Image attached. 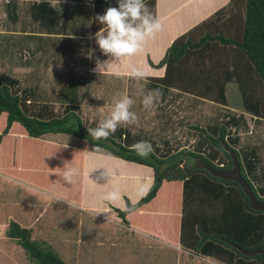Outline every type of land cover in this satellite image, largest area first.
<instances>
[{
	"label": "trees",
	"instance_id": "1",
	"mask_svg": "<svg viewBox=\"0 0 264 264\" xmlns=\"http://www.w3.org/2000/svg\"><path fill=\"white\" fill-rule=\"evenodd\" d=\"M88 1L93 4L95 33L101 25L94 17L118 3ZM145 3L156 16L155 0ZM40 5L48 8L50 4L41 0L33 4L32 12H38ZM51 11L55 15V10ZM91 57V66L96 58H106L94 39ZM148 62L154 68H164L163 75L147 78L154 88L160 86L166 92L173 88L226 106L228 86L235 85L243 111L264 120V0H228L177 36L158 63ZM31 94L15 77L0 72V115H5L0 141L18 123L29 137L66 134L85 140L93 150L149 167L152 181L138 200L124 196L123 208L110 205L122 224L129 226V214L157 200L164 182L179 181L178 243L183 250L221 264H264V175L261 179L255 175L261 161L254 149L239 151L238 131L231 135L227 130L236 124L232 118L227 116L206 127L190 125L199 135L193 150L174 148L168 142L152 144L154 152L143 158L130 150L139 141L132 135L120 129L107 140H94L88 133L93 127L83 123L77 104L68 102L60 111L53 103L35 101ZM174 201V192L167 190L165 202H156L150 209L167 210L171 215ZM154 211L149 213L156 214ZM5 235L33 264H66L52 248L32 238L29 228L14 220L9 221Z\"/></svg>",
	"mask_w": 264,
	"mask_h": 264
},
{
	"label": "rangeland",
	"instance_id": "2",
	"mask_svg": "<svg viewBox=\"0 0 264 264\" xmlns=\"http://www.w3.org/2000/svg\"><path fill=\"white\" fill-rule=\"evenodd\" d=\"M34 1L36 0H0V31L3 32L0 33V62H3L4 70L10 74L15 75V70L12 69L15 67V51L25 45L20 36V28H27L29 24V12L26 7ZM61 1L70 0H56L54 3H64ZM63 7L55 8L58 13L63 9L66 11L63 16L59 14L57 20V30L63 37L53 39L47 53H58L51 59H56L59 55L66 56L69 70L74 75L78 72L79 75L86 74L84 67L91 43L88 34L91 33L92 7L88 0L77 4L72 12V7ZM72 49L86 56L81 54L76 57ZM70 63H75V67ZM122 82L117 96L128 92L135 101L132 111L137 114L139 120L146 122V117H143L145 113L141 108V89L144 92L150 90L151 88L147 87L149 84L133 79L127 84L123 79ZM185 96L182 104L187 102ZM227 96L226 107L207 101L197 105L201 107L199 113L203 114L202 111L205 110L207 118L211 117V121L202 120L201 125L207 126L214 121L224 120L228 115L232 122H236L234 126L238 127V132L243 129L246 132L251 130L250 135L238 134L237 148L247 152L253 149L254 142L262 144V150L258 154L261 165L257 166L258 172L255 174L261 179L264 175V121L256 122L251 115L243 111L235 85L228 86ZM195 101L200 102V99L195 97ZM111 104L112 101L103 105L106 111L111 110ZM53 106L60 109L59 104L55 102ZM233 108L243 111V114ZM86 110V107H82L81 115L85 125L86 121H92V114L84 115ZM95 119L96 122L99 121L100 116ZM4 124L5 115L2 114L0 131ZM139 124L142 126L140 130L146 131V128L143 129L145 123ZM234 126L227 127L231 135H234L237 128ZM169 131L166 129L165 132ZM12 135L15 137L0 142V264H33L23 249L5 235L10 220L29 228L32 238L52 248L66 264H221L212 258L191 255L180 247L179 181L164 182L158 199L145 205L142 211L137 210L129 214V226H125L116 217L110 205L123 208L124 196L131 201L138 200L149 187V175L143 177L148 167L107 154L105 156L110 158L106 159L100 156L99 152L97 153L100 155L93 154V160L84 161L86 159H81L80 155L90 151V145L85 140L66 134H49L43 138L26 137L20 124L14 123ZM178 135L163 133L162 139L168 138L171 146L193 150L195 143L192 138H188V135ZM142 137L143 135L139 136L138 140L141 141ZM176 137H179L178 141H175ZM145 138L151 144H159L152 143V140L159 138L154 132L146 134ZM196 138L199 139V135H196ZM230 141L232 140L228 142ZM65 166L78 170L71 184L62 179ZM167 190L175 194L174 212L169 215L167 210H163L150 214L151 206L159 201L165 202ZM109 193L113 194L112 199L105 198Z\"/></svg>",
	"mask_w": 264,
	"mask_h": 264
},
{
	"label": "crops",
	"instance_id": "3",
	"mask_svg": "<svg viewBox=\"0 0 264 264\" xmlns=\"http://www.w3.org/2000/svg\"><path fill=\"white\" fill-rule=\"evenodd\" d=\"M40 1L41 0H36L31 2L26 7V10L29 12V24L27 28H20V36L21 39L25 41L24 44L26 46L21 45V47L18 48V51H15V67H12V69L15 70V75L6 72V69L4 70L3 62H0V72L7 73L15 77L21 88L28 89L30 93L32 92L31 97L33 96L35 101L53 104L55 102L59 104L60 109L55 108L56 110L62 111L68 102H73L78 105V113L82 118V107H86L87 110L85 111L84 115L88 116L92 114V121H86L87 125L94 128L98 122H96V117L100 116L101 119L109 114L110 110L106 111V107L103 105H108V103L112 101L113 97L118 95L117 91L122 86V79L125 84L129 83L131 79L127 76L117 78L110 73L99 75L93 72L95 65L91 66L90 59L88 58L91 54L92 45V39H90L89 36L90 34H94L92 30V3H90L92 7V11L90 13L91 33L88 34V39L91 41V43L86 53L87 62L85 65L86 67H84V69L87 70L86 74L79 75L80 73L78 72L76 75H74L69 70L70 67L68 66V60L66 56L61 57V55H59L56 59H51L52 56L58 55V53L54 55L47 53L51 41L53 39L63 37L60 31L57 30V20L59 18V14L63 16L66 13L64 9L61 11V13H58V10L55 8L58 6H64L63 8L65 9L67 7H72L70 9L72 12L75 10L74 7H76L77 4H80L83 0L80 2H74L71 0L61 1L64 3L60 4H55L54 2H56V0H48L50 4L48 8L40 5L39 8L41 10L38 8V12H32L33 4L39 3ZM227 2L228 0H155V14L162 23V30L158 32L155 37L150 38L145 43L142 51L131 57L129 60H126L120 65L115 66V70L126 72L127 64L131 63L145 70L148 73V77L163 75L164 68H154L150 66L148 60L150 59L153 63H158L163 57L168 46L177 36L209 16ZM51 10H55V15H52ZM75 19L77 20L76 17ZM62 24H64V22ZM0 33L2 34L3 32L0 31ZM72 52L75 53L76 57L81 54L85 55L84 53L73 49ZM105 59L108 58L106 57L103 60ZM70 65L75 67V63H70ZM142 82L149 84L148 86L146 85L148 88L159 89L163 93L162 99L154 112L145 110L141 105V108L145 113V116L143 117H146V122L139 120V123H145V127H143V129L146 128V131L140 130L142 126L139 123L134 124L135 126L133 125L130 128L128 126H121L117 129V131L121 129L123 133H128L135 139H138L139 136L143 135L141 138L142 140H146V134H151L154 132L159 138L152 140V143L158 142L159 144H164L165 142L171 143L168 138L162 139L163 133H166V135L169 133L174 135L179 134L180 136L188 135V138H192L193 143H195L197 140V138L195 139L196 133L190 128V125L198 124L202 126V120L205 122L208 120L211 121V117L207 118L205 110L202 111L203 114L198 112L200 111L199 109H201V107H198L201 102L210 101L199 98L200 102H196V96L180 92L173 88L169 89L168 92L164 91L160 86H156L154 88L148 79L142 80ZM180 93L187 94L189 96L186 97ZM184 96L187 98L186 104H182ZM220 106L226 107L228 105ZM233 110L239 111L234 108ZM148 111L150 114H147ZM178 112H181L180 115H177ZM239 113L242 115L243 111H239ZM241 115H239V117ZM253 118L256 122H261L260 119H256L255 117ZM209 125L211 124H208L207 126ZM12 127L10 128L9 133L5 135L0 142L3 143L9 137H15L12 135ZM166 129H169L170 131L165 132ZM236 131H238V128L235 129V132ZM239 131H241L238 132L240 136L244 134H252L251 130H248L247 132L245 129ZM25 136L27 137V134ZM178 138L179 137H176L175 141H178ZM13 146H15V144ZM173 147L180 148L181 146ZM253 149L259 154V151L262 150V144L254 142ZM94 151L96 150H93L90 146V151H86V154L83 156L80 155V158L83 159L84 157L86 159L84 161L93 160V154L99 153H101V155L99 154L100 156H104L106 159L110 158L105 156L106 154L102 152ZM144 173L145 175H143V177L148 175L150 177V186L152 181L151 168H146ZM138 178L141 179L142 176ZM150 210H155L154 212L156 213L163 211V209Z\"/></svg>",
	"mask_w": 264,
	"mask_h": 264
},
{
	"label": "clouds",
	"instance_id": "4",
	"mask_svg": "<svg viewBox=\"0 0 264 264\" xmlns=\"http://www.w3.org/2000/svg\"><path fill=\"white\" fill-rule=\"evenodd\" d=\"M117 3L118 7L109 6L103 14L94 17V21L101 27L90 34L89 38L95 40L100 53L108 59L102 61L96 58L93 72L99 75L110 73L117 78L127 76L137 81L146 80L148 73L141 67L128 63L127 71L121 72L115 70V66L142 51L145 43L162 30V23L153 15L145 0H117ZM88 58H92L91 54ZM141 91L143 108L154 112L162 99V91ZM134 104L135 101L127 93L113 97L109 114L99 119L96 127L88 128L89 136L94 140H107L119 127L138 124L139 118L132 111ZM130 150L143 158L154 152L152 144L146 140L133 143ZM77 173L76 168L65 166L62 179L71 184ZM105 198L112 199L113 194L109 193Z\"/></svg>",
	"mask_w": 264,
	"mask_h": 264
}]
</instances>
